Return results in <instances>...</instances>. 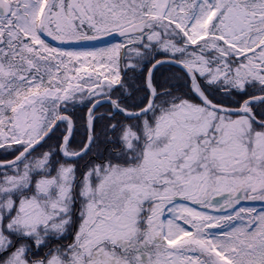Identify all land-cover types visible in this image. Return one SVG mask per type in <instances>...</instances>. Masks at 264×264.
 <instances>
[{
  "label": "snow or ice",
  "instance_id": "6c2138e0",
  "mask_svg": "<svg viewBox=\"0 0 264 264\" xmlns=\"http://www.w3.org/2000/svg\"><path fill=\"white\" fill-rule=\"evenodd\" d=\"M0 264H264V0H0Z\"/></svg>",
  "mask_w": 264,
  "mask_h": 264
},
{
  "label": "rangeland",
  "instance_id": "374dc122",
  "mask_svg": "<svg viewBox=\"0 0 264 264\" xmlns=\"http://www.w3.org/2000/svg\"><path fill=\"white\" fill-rule=\"evenodd\" d=\"M257 206H259V205L257 204Z\"/></svg>",
  "mask_w": 264,
  "mask_h": 264
}]
</instances>
